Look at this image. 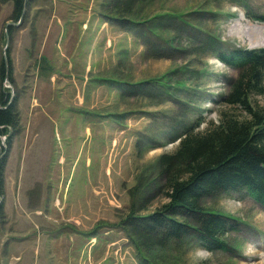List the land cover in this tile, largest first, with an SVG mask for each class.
Wrapping results in <instances>:
<instances>
[{
	"label": "rangeland",
	"instance_id": "1",
	"mask_svg": "<svg viewBox=\"0 0 264 264\" xmlns=\"http://www.w3.org/2000/svg\"><path fill=\"white\" fill-rule=\"evenodd\" d=\"M29 2L23 21L11 27L6 49L5 26L15 23L10 20L11 4H0V63L5 53L12 78V82H0V93L13 95L19 121L11 143L8 146L5 143L8 152L4 157L3 194H0V264H88L87 258L103 255L101 259L105 260L100 264H156L155 260L165 264H264V208L244 191H222L202 201L208 212L225 215L233 219L231 223L239 222L237 230L223 237L230 252H208L189 238L184 245L177 244L176 253L163 254L153 249L152 257H148L142 251L139 253L129 238V226H120L130 202L150 200L148 212H151L165 201L162 197L154 198L153 191L148 197H139L137 192V197H129V191L140 180H147V171L153 170L158 156L175 150L177 142H171L174 135L200 117L205 121L199 130L210 121L217 122L219 111L226 108L220 98L226 95L237 76L235 70L207 55L211 46L199 47L186 38L177 37L169 29H176L177 23H164L161 19L166 14L185 16V21L194 28H201L205 36L220 39V48L226 53L233 48L257 49L262 46L250 47L245 39L229 32L239 20L241 25L264 26L259 19L264 17V0H240V4L233 0H138L129 17L146 21L152 16L151 22H145L146 28L142 29L157 32L158 28H163L167 31L166 37H160L170 39L172 49L169 44L160 46L161 56L157 58L147 46L149 54H145L133 44L137 40L145 48L140 39L127 30L133 36H130L131 48L126 40L117 39L113 54L108 56L107 63L103 61V66L98 53L99 66L94 68H97L95 72L79 73L75 58L72 70L67 69L73 74L62 72V80L66 75L68 81L74 82L108 77L109 88L113 86L115 90L114 108L110 111L109 106L108 112L114 117L105 122L100 117L97 119L96 111L90 114L64 111L62 127L58 121L43 123L40 115L48 107L36 105V99L44 98L38 90L40 83L53 81L52 76L57 81L59 76L56 51L38 57V40L46 29L42 22L46 14L71 19L86 11L94 19L101 13L103 3L110 7L115 0ZM41 3L45 6L42 10ZM41 17L43 20L39 19ZM115 24L116 29L125 31L122 24L119 26L117 21ZM179 30L184 34L191 32L185 26ZM159 78L169 86V96H163L161 89L151 84L153 79ZM143 81L146 83L141 84ZM177 83L183 87L176 91ZM77 94L76 90L71 96L68 90L64 91L62 99L69 100L62 103V109L77 106L69 102ZM49 96V107H54L58 93L53 91ZM101 101L98 103L105 107ZM252 104L263 109L264 93L252 97ZM35 117L39 121L37 126H33ZM86 124H89L90 134L81 133ZM47 128H54L56 138L49 165L50 152L45 149L48 137L45 140L42 133ZM99 128L108 134L107 140L101 137L103 134L98 136ZM39 130L43 131L39 138L33 139L36 141L32 145V131ZM27 139L23 147V140ZM76 154L79 157L75 162ZM59 156L64 161L58 164ZM151 182L155 186L158 180ZM150 187H143L140 195L146 194ZM92 241L96 245L93 252L89 246L82 247ZM75 254L80 255V261Z\"/></svg>",
	"mask_w": 264,
	"mask_h": 264
},
{
	"label": "trees",
	"instance_id": "2",
	"mask_svg": "<svg viewBox=\"0 0 264 264\" xmlns=\"http://www.w3.org/2000/svg\"><path fill=\"white\" fill-rule=\"evenodd\" d=\"M25 1L28 4L29 0H0V4H11L10 20L17 23ZM137 1L115 0L110 7L103 3L101 16L112 23L117 21L119 26L122 24L121 21H124L122 27L132 31L140 39L147 54L148 46L150 52L156 54L158 58L161 56L160 46L169 44V48L172 49L173 42L160 37H166L167 31L163 28L154 31L157 34L150 31L151 29H142L146 28L145 22L148 24L151 22L152 16L146 21H137L129 17ZM233 1L240 4V0ZM184 17H170L166 14L161 20H164V23H177L176 29L167 27L177 37L186 38L199 47L208 49L207 46H211L212 49L207 55L218 59L225 67L235 70L237 76L231 82L226 95L220 98L221 105L226 108L219 111L217 122L210 121L199 130L205 121L200 117L181 133L174 135L171 142L178 141L177 147L172 153L158 156L153 170L147 171L149 183H145L147 180L144 182L140 180L136 187L129 191V197H137L136 192L139 197H148L153 191L154 198L162 197L165 200L151 212H148V207L152 203L150 200L147 203L130 202L126 217L120 224L129 226H126L129 238L137 246V251L144 252L148 257H152L150 251L153 249L163 254L176 253L177 244L184 245L189 238L194 239L208 252L213 250L230 252L223 237L229 231L237 230L239 222L231 223L233 219L205 210L202 201L208 195L222 191H244L264 208V108L259 109L252 104V97L264 93V48H233L226 53L220 48L222 43L220 39L214 35L205 36L201 28H194ZM156 19L158 17H155ZM260 19L264 21V17ZM183 26L191 29V32L182 33L179 28ZM5 29L9 36L11 26ZM7 59L9 63V58ZM4 81L12 82V78L9 64L6 68L2 60L0 82ZM162 81L161 78L153 79L151 84L161 89L163 96L164 94L169 96V86ZM143 83L146 82H141ZM182 87L177 83L174 88L177 91ZM10 98L6 92L0 93V138L5 137L6 146L11 143L13 132L17 130L19 124L14 101L10 102ZM7 152L2 155L4 150L0 139L1 195L4 181L3 164ZM154 176L155 178H152ZM154 179L158 180L155 186L151 182ZM147 186H151L150 190L140 195L143 187ZM155 263L165 264L157 260Z\"/></svg>",
	"mask_w": 264,
	"mask_h": 264
},
{
	"label": "crops",
	"instance_id": "3",
	"mask_svg": "<svg viewBox=\"0 0 264 264\" xmlns=\"http://www.w3.org/2000/svg\"><path fill=\"white\" fill-rule=\"evenodd\" d=\"M30 3L31 2H29L27 6L30 5ZM55 3L57 4V1ZM41 4L42 7L37 5L40 7V10L44 9L45 7L43 3ZM33 6L36 5L33 4ZM46 15L47 18L45 19V21L42 22V25H44L46 29L44 34L41 35V38L38 40L39 41L38 57L40 58V56L45 53L48 54L56 51L58 53L57 63L59 69L58 70L59 76H57L58 79L57 81H55V76H52L54 77L53 81L40 83V89L38 88V90L40 91V95L44 96V98L42 100L36 99L38 101V103L36 101V105L41 104L48 107L46 108V111H43V114L40 115L41 120L43 121V123L58 121V123L62 127V113L64 111L65 112L70 111L71 113L72 112L83 113L85 111V114H90L92 113V111H96V113H98L97 119H99L98 117H100L102 118L101 121L104 120L105 122H109L111 119L110 117L112 118L114 117L113 113H110L109 115L108 108L110 106V111H113L114 91H115L113 86L109 88L108 85L109 78L108 77H106L105 79L102 78L99 81L94 80L92 81L93 84L90 81L74 82V81H68L69 80L68 75L64 76L62 80V72L73 74L69 72L67 69L72 70L73 65L75 64V60H74L75 58H76V63L80 68L79 73H81L82 75H87L88 73L95 72V70L99 66V61H97V58L99 57L98 53H100L101 55L102 66H103L105 65L103 64V61L107 63L108 56L110 54H113V51L115 50L116 47V45L114 44L115 41L117 39L121 41L126 40L125 41L126 44H128V46L131 48L130 36L132 35L130 34L129 31L127 30L124 31L122 28L116 29L117 28L116 24L103 18L100 12L97 13L94 19L92 18V14H89L88 11H86L85 13L79 12L76 18L73 15L71 19L56 18L54 14H46ZM23 19L24 17L20 20V23L23 21ZM39 19L43 20L42 17ZM20 23L12 27H17ZM53 33L54 36L52 38ZM129 38H130V42H129ZM133 44L135 46L140 47L141 51L145 53L143 46L140 45L137 40ZM133 51L136 52L135 50H132V52ZM80 57L81 59H79ZM95 67L97 68L94 70ZM113 77L114 76L112 74V78ZM46 90H48V92ZM66 90L70 92V96L74 94L75 90L78 92L77 96L69 101V102H75L77 104V106L72 107L71 109H62V103H65L66 101L69 100V99L66 100L62 99V95ZM53 91H56L58 93V102L55 104L54 107H49V102L51 100L49 95ZM84 91H86L87 94ZM96 91L98 92V95ZM98 100H103L101 102L105 107H102L98 103ZM132 118L134 117H130L129 119ZM32 121H33V126H37L36 122L39 121L36 119V117L33 118ZM84 129L85 131H82L81 133L90 134L89 124H86L84 126ZM43 130H39L38 132L32 131V133L34 134L33 135L34 138H32V145H35V141H36L33 139L39 138L41 131ZM102 131L103 129L101 128L98 129V136L99 134H103L101 137L103 139L106 138L107 140L108 134H104L102 133ZM42 133H44L45 135V140L48 137L47 144H45V149L50 152V155L47 158V163L49 165L52 161V153L56 147V143L54 142L56 140L54 136V128H47ZM109 137L112 136L110 135ZM23 141H24L23 143V147H24L25 144L28 142V139L26 141L25 140ZM78 157H79L78 154H76L75 162L77 161ZM63 161L64 159L62 158V156H59L57 158L58 164L62 163ZM86 163L87 164L89 163L88 159H86ZM105 169H107V167H105ZM92 242L93 243H86V245L82 247L84 248L85 246H89V248L91 247V250L93 252V250L96 249L95 248L96 245H93L95 241ZM82 247H77V249H81ZM75 256L80 261V255L75 254ZM103 256L98 258L97 257L95 258L91 257L90 259L87 258L88 264L102 263L103 260H105V259H101Z\"/></svg>",
	"mask_w": 264,
	"mask_h": 264
},
{
	"label": "bare ground",
	"instance_id": "4",
	"mask_svg": "<svg viewBox=\"0 0 264 264\" xmlns=\"http://www.w3.org/2000/svg\"><path fill=\"white\" fill-rule=\"evenodd\" d=\"M229 33L245 39L250 47L264 46V26L257 27L249 23L241 25L239 20Z\"/></svg>",
	"mask_w": 264,
	"mask_h": 264
},
{
	"label": "water",
	"instance_id": "5",
	"mask_svg": "<svg viewBox=\"0 0 264 264\" xmlns=\"http://www.w3.org/2000/svg\"><path fill=\"white\" fill-rule=\"evenodd\" d=\"M26 5H27V3H26V1L24 2V9H23V12H22V15H21V17H20V20L23 18V16H24V14H25V11H26ZM19 20V21H20ZM15 25H17V24H6V26H5V28H7L8 26H15ZM5 49L7 48V46H8V43H9V38H8V34H7V30L5 29ZM4 49V50H5ZM2 60H3V63H4V65H5V67L7 68V66H8V59H7V57H6V55H5V53H3V58H2ZM12 101V96H11V98H10V102ZM0 110H1V108H0ZM1 139V147H2V149L4 150V153L2 154V155H5L6 154V152H7V148H6V146H5V137H2V138H0Z\"/></svg>",
	"mask_w": 264,
	"mask_h": 264
},
{
	"label": "flooded vegetation",
	"instance_id": "6",
	"mask_svg": "<svg viewBox=\"0 0 264 264\" xmlns=\"http://www.w3.org/2000/svg\"><path fill=\"white\" fill-rule=\"evenodd\" d=\"M1 247H2V245H1Z\"/></svg>",
	"mask_w": 264,
	"mask_h": 264
}]
</instances>
